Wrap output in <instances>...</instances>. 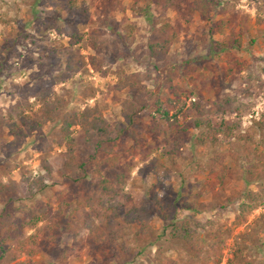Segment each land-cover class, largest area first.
I'll use <instances>...</instances> for the list:
<instances>
[{"label": "rangeland", "instance_id": "1", "mask_svg": "<svg viewBox=\"0 0 264 264\" xmlns=\"http://www.w3.org/2000/svg\"><path fill=\"white\" fill-rule=\"evenodd\" d=\"M171 2L164 10L147 0H0V116L17 103L35 104L29 90L46 89L65 102L61 111L96 106L111 129H123L112 153L98 154L79 182L60 170L63 148L53 144L45 151L59 121L40 130L21 126L18 135L0 129V172L4 182L18 185L16 206L45 207L58 222L52 229L38 225L34 255L11 251L6 264H215L218 253L219 264H227L236 242L243 248L242 264H264V202L246 222L238 217L244 194L264 195V132L256 133L250 151L235 140L198 146L200 132L191 127L195 114L188 110L193 101L209 106L243 89L251 94V109L238 117L239 133L264 119V0ZM172 34L166 60L148 58V43ZM126 76L130 86L119 89ZM144 91L153 93L149 106L128 126L121 104ZM156 100L169 115L184 104L175 125L161 121ZM216 117L232 122L236 116ZM43 159L53 166L52 180L24 198L23 178L42 173ZM123 166L131 206L147 207L151 234L162 236L171 218L188 220L201 251L189 255L164 237L142 244L137 223L122 232L130 253L121 242L97 243L80 229L73 210L97 190L91 171L110 179ZM255 219L260 221L250 228Z\"/></svg>", "mask_w": 264, "mask_h": 264}, {"label": "trees", "instance_id": "2", "mask_svg": "<svg viewBox=\"0 0 264 264\" xmlns=\"http://www.w3.org/2000/svg\"><path fill=\"white\" fill-rule=\"evenodd\" d=\"M75 1V0H70ZM164 10L171 6V0H147ZM256 1V0H255ZM160 41L150 42L147 45L146 53L148 58L155 63L164 62L168 56L172 38ZM163 75V71L159 70ZM249 80H255L249 75ZM126 76L123 80L120 78L119 89L130 86ZM161 81L166 76L160 78ZM170 81V78H167ZM250 83V82H248ZM251 85V84H249ZM172 89V88H170ZM29 95L35 99V104L29 102L17 103L7 112L6 117L0 116V129L8 130L14 135H18L21 126H25L27 131L40 130L48 123L59 121L60 127L56 138L52 140L45 151H49L54 144L61 147L64 151L60 154L62 158L61 172L79 182L80 177L88 174V166L96 160L98 154L109 155L115 147L116 138L119 137L123 129L117 126L111 129L109 122L101 115L96 106L85 107L82 110L61 111L65 102L59 98H51L50 91L46 89L35 92L29 90ZM153 93L144 91L139 92L132 100H124L121 104V111L124 121L131 126L134 120L140 115L143 109L149 106L148 101L152 99ZM251 96L247 90H239L238 95L227 94L219 101L205 106L198 101H193L188 110L195 114L190 125L199 133L196 142L198 146L210 145L212 148L220 146L222 143H230L232 140L247 145L250 151L252 146L257 144L256 133L264 132V119L259 122H253L251 131L248 129L244 134L239 133L238 117L247 113L251 109ZM177 99L175 103H179ZM35 105L37 106L34 109ZM175 105V104H174ZM155 112L159 115L161 121L169 126L175 125L177 115L181 114L184 104H181L177 110L169 115V110L165 109L159 100L154 102ZM235 115V120L217 121V115ZM116 137H113V135ZM42 173L37 175L25 176L23 183V197L30 198L35 193L47 188L52 180L53 166L45 159L40 162ZM128 168L123 166L112 178L101 177V170L94 169L91 172L97 177V190L84 201V205L78 206L73 210L75 221L79 224L81 230L85 231L94 238L97 243L106 239L114 242H121V249H125L122 242V232L130 224L137 223L139 229L136 233L140 237L142 244L154 245L162 237L168 244L181 247L189 255L194 256L196 252L201 251L197 242V230L188 220L171 218L167 226L162 231V236H154L149 229L150 216L147 207L131 206L132 198L127 191L128 178L126 171ZM18 185L8 180L3 181L0 172V264H6L4 261L8 258L11 251L26 249L27 255H34L38 251V234L41 226H48L51 229L57 226L58 222L49 214L47 208L16 206L15 194ZM246 202L239 205V220L246 222L247 215L264 202V195L261 193L247 192L244 194ZM20 215V217H19ZM259 219H264V214ZM259 219L253 220L249 225L255 228ZM209 223V222H206ZM41 226H38V225ZM204 229V226H200ZM32 231L29 235L26 231ZM246 237V234H243ZM12 254V253H11ZM160 254V248L156 250ZM219 254V255H218ZM215 254V264L221 261V254ZM233 258L228 260L227 264H242L244 261L243 248L239 243L233 247ZM17 257L16 253L11 256V260ZM10 260V261H11ZM9 261V260H8ZM166 264H175L168 260Z\"/></svg>", "mask_w": 264, "mask_h": 264}]
</instances>
